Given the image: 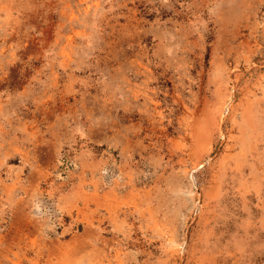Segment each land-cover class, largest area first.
Wrapping results in <instances>:
<instances>
[{
  "label": "rangeland",
  "instance_id": "374dc122",
  "mask_svg": "<svg viewBox=\"0 0 264 264\" xmlns=\"http://www.w3.org/2000/svg\"><path fill=\"white\" fill-rule=\"evenodd\" d=\"M0 264H264V0H0Z\"/></svg>",
  "mask_w": 264,
  "mask_h": 264
}]
</instances>
